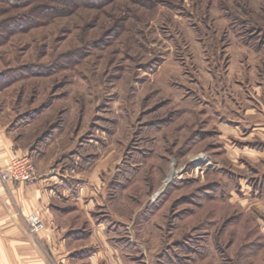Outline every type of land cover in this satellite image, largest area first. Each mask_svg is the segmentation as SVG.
I'll list each match as a JSON object with an SVG mask.
<instances>
[{"label":"rangeland","instance_id":"374dc122","mask_svg":"<svg viewBox=\"0 0 264 264\" xmlns=\"http://www.w3.org/2000/svg\"><path fill=\"white\" fill-rule=\"evenodd\" d=\"M93 1L0 0V132L102 168L127 263L264 264V176L211 104L264 86V0Z\"/></svg>","mask_w":264,"mask_h":264},{"label":"crops","instance_id":"0c3cea01","mask_svg":"<svg viewBox=\"0 0 264 264\" xmlns=\"http://www.w3.org/2000/svg\"><path fill=\"white\" fill-rule=\"evenodd\" d=\"M224 90L211 99L219 109L212 120L217 121L222 148L229 161L253 167L262 177L264 86L250 90L249 101L236 97L228 84ZM225 98H231L234 107ZM29 153L40 176L36 183L3 182L0 177V264H129L121 242L117 244L114 238L120 237L117 223L121 217L113 212L114 224L102 220L97 195L92 192L101 186L102 168L91 170L87 156H80L81 161L66 153L50 157L48 148L20 144L0 132V171ZM33 214L44 223L36 234L30 233L27 222Z\"/></svg>","mask_w":264,"mask_h":264},{"label":"built area","instance_id":"2783aa9c","mask_svg":"<svg viewBox=\"0 0 264 264\" xmlns=\"http://www.w3.org/2000/svg\"><path fill=\"white\" fill-rule=\"evenodd\" d=\"M205 158L207 160V157L199 158L198 159L199 163H204V165L205 164L212 165V161L210 160L206 161ZM170 173L172 175L170 181L167 183L163 181V186L160 189L159 193L156 194V196L163 193L166 186L170 182H172L173 178L176 176V169L172 167V170L169 172V174ZM0 177L3 182H14V183L27 184V185L36 183L40 178L39 173L37 172L33 161L28 155L20 156L12 160V162L8 165L7 168L0 171ZM27 222L29 224V231L32 234H36L37 232H39L44 228V223L42 219L36 214L31 215L28 218ZM1 233L2 232L0 228V235Z\"/></svg>","mask_w":264,"mask_h":264},{"label":"trees","instance_id":"16d2710c","mask_svg":"<svg viewBox=\"0 0 264 264\" xmlns=\"http://www.w3.org/2000/svg\"><path fill=\"white\" fill-rule=\"evenodd\" d=\"M93 0H79L80 3L82 4H92V3H95L94 1L92 2ZM96 1V0H95ZM98 1V0H97ZM99 1H102V0H99Z\"/></svg>","mask_w":264,"mask_h":264},{"label":"bare ground","instance_id":"6f19581e","mask_svg":"<svg viewBox=\"0 0 264 264\" xmlns=\"http://www.w3.org/2000/svg\"><path fill=\"white\" fill-rule=\"evenodd\" d=\"M171 170H172V168H171ZM172 172H173V171H172ZM171 176H172L171 173L168 174L167 177H166V179L164 180V182H165V183L169 182L170 179H171ZM163 192H164V191H163Z\"/></svg>","mask_w":264,"mask_h":264}]
</instances>
